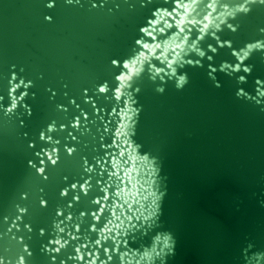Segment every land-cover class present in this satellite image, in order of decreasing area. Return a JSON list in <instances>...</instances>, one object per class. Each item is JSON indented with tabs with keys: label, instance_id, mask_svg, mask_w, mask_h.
<instances>
[{
	"label": "water",
	"instance_id": "water-1",
	"mask_svg": "<svg viewBox=\"0 0 264 264\" xmlns=\"http://www.w3.org/2000/svg\"><path fill=\"white\" fill-rule=\"evenodd\" d=\"M243 2L217 0L212 12L210 0H0V258L6 264L21 256L26 264H122L125 252L123 264H136L164 231L176 240L175 255L164 264H264V97L257 92L264 91V50L239 72L221 71L225 62L239 63L233 51L264 41V5L229 18L235 32L227 24L215 31L208 16ZM157 10L167 11L153 41L140 30ZM206 26L198 41L206 55L184 56L192 64L177 66V74L187 73L189 83L177 91L175 77L165 74L167 62L185 36L191 45ZM141 39L159 46L141 49ZM226 41L231 48L220 47ZM139 51L144 55L124 70V60ZM141 62L142 76L118 102L115 90L135 78ZM151 67L165 72L153 81ZM122 71L125 77L116 80ZM10 81L20 85L17 98L27 95L6 116ZM105 83L109 90L101 94ZM241 90L247 95L238 97ZM129 95L137 112L130 113L126 139L127 117L120 113ZM53 148L56 165L44 155ZM29 162L44 167V175ZM57 239L67 242L59 253ZM77 248L80 260L72 259ZM140 264H150L149 257Z\"/></svg>",
	"mask_w": 264,
	"mask_h": 264
},
{
	"label": "clouds",
	"instance_id": "clouds-1",
	"mask_svg": "<svg viewBox=\"0 0 264 264\" xmlns=\"http://www.w3.org/2000/svg\"><path fill=\"white\" fill-rule=\"evenodd\" d=\"M67 4H72L73 0H66ZM77 3H79V0H77ZM217 3V0H210V3L207 5V7L212 9V12H217L216 7H214V5ZM264 5V0H244L243 3L238 4L234 7H229L228 5H224L223 6V10L219 12L218 15L216 16H212V12L208 13V16L211 18L212 20V29H214L215 31H220L222 30V25L227 24V27L229 29H231V31L235 32L236 31V27H234L232 24H228L227 21L229 18L235 19V17L238 14H244L247 15L251 12V7L250 5ZM49 9H51L52 7H54V5L52 3H48L46 5ZM93 8L96 7L95 4L92 5ZM167 10H157L156 12L153 13V15L156 17L155 20H149L148 24L149 27H143L141 28V32L144 34L145 37L151 36L153 41H155L156 36L154 35V33L157 31V24L159 23L160 19L162 18V15L164 13H166ZM45 19L50 20V17H45ZM162 31V29H161ZM201 35L198 37L197 41H193L191 43V45H189L188 41H189V37L185 36L184 39L182 41H180V46H179V51L175 53V55H173L172 60L167 62V69L168 72L165 73L169 76V78H173L175 77V88L177 91H182L185 86L189 83V78L187 73L178 75L177 74V66L182 67L184 63L187 64H192L191 60L188 61H184V56L190 54V53H195L196 55H198L201 58H204L206 53L205 51L201 50V48L199 47V43L198 41H203L205 35L208 33V28L207 26L204 28L199 29ZM262 31H264V29H262ZM214 34V33H213ZM136 44L140 46L141 49H148L149 52H151L152 48L154 47H158L159 45H148L144 40H137ZM225 45H227L229 48L232 47L230 42H225L224 44H220V47H224ZM210 51H212L213 53H216L217 49L216 48H211V46H209ZM264 50V41H255L252 43H248L245 45L244 48H242L239 52L233 51L232 55L236 57V59L239 61V63H237L235 65V67H231L229 64H227L226 62L223 63L221 65V71H223L224 69H228L231 68L232 72H239L241 71V65L244 64V61L249 59L251 57V55L253 54V52L255 51H261ZM144 53L142 51H139L138 53H135L134 55H132L131 57H129L128 59H125L123 62V69L125 70V67H127L130 63L134 64L137 59H139L140 56H143ZM209 60L212 59V57H208ZM197 64H199V61L196 62ZM112 64L115 66L118 64V61L113 60ZM150 64V63H149ZM163 71V73L165 72V69H154L153 67L150 68V73H151V79L153 81H155L157 76H160V72ZM216 69L213 68L212 72H215ZM144 72V67H143V62H141V67L139 72L136 74L135 78H132L129 75V79L127 82H122L119 87L115 90L114 92V96L115 99L119 102L121 99V96L125 95V92L127 89H129L132 86V83L139 79L142 75L141 73ZM243 72L245 73H249L251 72V68L250 67H244L243 68ZM126 73L125 71H122L120 75H118L116 77V80H122L123 77H125ZM17 77L13 74L12 76V81H14ZM239 83H244L245 82V77L244 76H240L239 77ZM11 84V89L9 92V96L11 98V105L5 110V115L6 116H10L11 114H13L18 107V104L20 103V101H22L25 96L27 95V92L21 94V96L19 98H17L14 93L19 89L20 85L18 84H14L11 81L9 82ZM257 83H259V81H257ZM21 84H24V81L21 80ZM30 86V82L29 84H24V87L27 88ZM217 87H219V85H217ZM108 85L107 83H105L104 85L100 86L98 88V92L101 94H104L106 92H108ZM137 91H139V89H137ZM156 91L158 93H163L165 91V89L163 87H158L156 89ZM258 95L264 97V91H260L259 89L257 90ZM247 94L244 93L242 90L237 92V96L238 97H244ZM134 101H132L131 96L129 95V98L127 100H125V108L121 110V119L123 120L124 117H127L126 122H124L123 126L126 129V139L127 137H129L130 132L129 129L132 127L130 121L132 119L131 114H136L137 110L134 109L132 107V103ZM257 103H259V101H257ZM74 128H78L79 127V121L77 120L76 123H74L72 125ZM48 131L49 132H53L55 131V126L54 123L52 125H49L48 127ZM40 139L44 140L45 136L44 133L41 132L40 134ZM48 141L51 142V137H48ZM58 143V142H57ZM67 152L69 153V155H71L75 149L73 148H69L66 149ZM44 155H46L48 157V160L51 162L52 165H56L57 161L59 159L58 155H57V149L53 148L50 152H45ZM56 157V158H54ZM30 166L32 168H36L35 164H32L31 162ZM41 163L43 164V161H41ZM88 171H91V168L87 169ZM156 170L153 169V172H155ZM36 172L39 175H44L45 172V168L44 167H40V168H36ZM45 179H47V177H44ZM73 187H75V185H73ZM87 182L85 183V185L81 186L82 190L86 191L87 188ZM67 194V190H64V192H62V195H66ZM164 196V193H161L159 196L156 197V200L154 201V205L156 204L157 201H162ZM98 201H96L97 203ZM45 201H41V205H45ZM21 213H24L26 211V209L20 208L18 209ZM101 210H103L101 208ZM60 214V213H58ZM142 214V213H141ZM157 215L156 211L151 212L148 216L144 217V221L147 223L150 220H153V217H155ZM19 218V217H18ZM71 217H69L70 219ZM57 228H59V225H56ZM149 227H151V225H149ZM29 231H31V229H29ZM60 231H63V229H60ZM103 239H107L108 237L103 236ZM73 239H75V237H73ZM53 243H55L56 245H58V247L55 249V251L57 253H59L60 249L64 248L66 246V241L65 242H61V240L57 239L56 241H54ZM97 245H99L100 241L97 240L96 241ZM175 245H176V240L175 237L173 236V234L169 231H164V232H160L157 233V235L154 237V242L150 248V250L148 248H145V250L143 251V253L140 255V259L137 260L136 264H140V261L143 260L144 256H148L150 259V264H154V260L159 258L162 261V264H164L165 261V257H172L175 255ZM25 251H28L27 247H25L24 249ZM107 249H105V253L107 254ZM76 257L72 258V259H82V255L80 254V248L76 249ZM128 253H122L121 254V261L123 264L124 258L128 257ZM135 255V253L133 254ZM98 259V257L96 258ZM109 260H111V256H109ZM0 264H6V261L3 258H0ZM7 264H11V261H8ZM16 264H26L25 259L23 256L19 257V259L17 260ZM92 264H95V259L93 260ZM102 264H106V262H102Z\"/></svg>",
	"mask_w": 264,
	"mask_h": 264
},
{
	"label": "snow or ice",
	"instance_id": "snow-or-ice-1",
	"mask_svg": "<svg viewBox=\"0 0 264 264\" xmlns=\"http://www.w3.org/2000/svg\"><path fill=\"white\" fill-rule=\"evenodd\" d=\"M97 203H100L99 201L97 202ZM102 211V210H101ZM123 223V222H122ZM111 232V229H109V233ZM102 237H103V235H102Z\"/></svg>",
	"mask_w": 264,
	"mask_h": 264
}]
</instances>
